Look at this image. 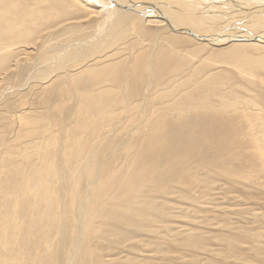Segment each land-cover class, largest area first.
I'll use <instances>...</instances> for the list:
<instances>
[{
	"label": "rangeland",
	"instance_id": "1",
	"mask_svg": "<svg viewBox=\"0 0 264 264\" xmlns=\"http://www.w3.org/2000/svg\"><path fill=\"white\" fill-rule=\"evenodd\" d=\"M57 1L61 7H64V10L69 11L68 16H66L67 21L62 18L55 22L52 20L47 25L46 23L42 24L38 30L39 37L37 36V44L40 47L46 48L55 46L56 43L57 45L68 43L66 42L68 35L75 31L90 36L97 34H93L92 31L93 27L94 30L99 27L96 16L81 17L85 2L92 5V10H96L100 7L96 1ZM196 1L187 0L186 2L189 3L168 4L165 9L170 12L172 8L185 6L195 11L201 8V5ZM225 1L219 5L221 10L227 4L237 6L233 10H228L224 16V18L233 16V20H230L232 23L241 24L244 18L255 19V16H258L256 17L258 20L261 18L260 14L264 13V0ZM100 8L104 10L102 17L107 15L108 11H105L106 9L103 7ZM257 10L262 13H256ZM198 16L199 13L196 11L195 14L189 15L190 19ZM211 19L215 20L216 18L211 17ZM138 20L131 28V36L129 35L130 37L125 39L124 43H119L122 45L117 44L114 48L105 49V53L108 54H113L119 46V50L124 49V53L119 51L122 54L120 53L118 58L116 56V59L114 58L112 61L118 62L123 59L126 63L125 59L132 58L134 51L135 55L141 57L136 64L142 65L145 61L140 60L144 59H142L143 54L148 46L154 43V36L156 37V35L161 36V38L175 36L183 40L185 43L178 45V49H176L178 52H182L170 64L167 63L166 68L161 66L158 68L151 66V68L149 66L150 68H145V74L138 76L135 70L132 75H127L128 77L125 76L123 79L120 78L123 71L121 70V62H118L117 68L113 69L114 74L111 76L115 80L114 84H118L123 90L118 95L122 99V104L116 108L119 112L122 111L117 113L119 116H115L109 126L102 130L100 136L93 141L94 144L92 143V145H95L96 148L92 146V151L90 150L86 155L85 163L83 162L81 165L83 167L80 166L77 169L73 183L65 181L66 167L61 150L67 141V130L74 127V113L79 108V103L75 99L76 95L96 89L95 82L89 80L86 71L83 73V70L88 66V68H100L103 64H100L101 66L94 65L88 60L82 63L78 62L77 65H74L75 67L72 66L71 71L65 70L53 76L48 83H33L22 87V89L20 87L26 84V79L35 71L34 61L38 57L35 52L25 56L23 51V53L18 54V65L13 66L16 58L13 57L14 60L10 58L8 66L11 70L3 75V77L6 76V79L0 81V95L5 88H11L10 93L7 92L0 98V130L4 133L6 131L5 142H8L7 144L4 143V146L8 144L10 146L13 143L12 146L19 148L18 151L23 147L25 150L21 149L20 158L7 156L4 160L12 161V163L14 161L17 164L22 163L21 166L28 168L30 162L36 161L35 156H38L40 151L49 149L55 156L57 166H59L57 169L61 171L59 173L60 178H62L60 184L66 189L70 186L69 188L74 193L71 198L65 199L64 202L61 201V207H59L61 219L58 222L60 224L57 225L56 232L54 230L51 236L55 237L53 234L57 236L54 243L51 244L53 246L49 245L51 249L45 244H43L44 247L42 246L43 249L40 246L39 249L43 251H38L37 256L39 257L36 261H43L45 264H264V165L260 164L258 158L255 157L258 150L253 147L252 142L248 139L251 137H247L245 132L247 124L241 121L221 120L220 117L205 116L202 113L197 115L192 112L182 113L180 107H170L168 105L170 103L161 105L158 98L149 102L144 100L148 94L154 95L159 91L158 89H163L162 84H168L170 80L188 79L184 89H189L188 92H191L193 81L198 77L191 72L192 64L197 66L199 60L210 53L217 54L224 45L208 46L209 48H207L205 46L209 41L202 37L172 33L170 29H164L160 32L152 24L145 25L146 33L143 32L140 35L135 33L137 32L136 28L141 24L139 16ZM110 40L108 41L109 46H111ZM168 49L170 50V48H165L166 51ZM250 55L255 60L260 61L262 59L260 54L250 53ZM149 61L152 63L151 59ZM168 65L170 66L168 67ZM178 66L182 67H180L181 71L171 78L167 73L168 68ZM227 66L224 69L228 71L227 75L230 81L226 80L222 89L234 88L247 96L250 93L249 95L252 97L258 94V100L264 106V88L260 86V81L256 79L251 82L238 74L232 66ZM214 68V60L199 66V69L204 73L210 72ZM103 71L104 73L108 72ZM220 71L223 72V68ZM259 75L261 74L259 73ZM168 76L169 78H167ZM159 80L160 82H158ZM218 81L220 82L221 79ZM249 87L254 88L255 91L248 92L245 88ZM218 88L221 90L220 87ZM179 112L183 114L180 119L179 116L177 117ZM27 114L33 115V118ZM150 114H152V121L148 125L156 123L158 120L155 118L159 119L158 122L161 125L163 121L161 116L165 114L168 116L164 117L165 125L162 123L161 133H156L154 136L156 140L161 141H159L160 146L152 154L151 164H149L150 160H144V149L150 132L146 125ZM21 115L27 117V120L31 119L30 122H33L35 126L31 123V126L26 129L21 128L18 122V116ZM56 120L57 125L61 124V127L55 126ZM36 122L39 123L36 125ZM46 122L51 125L53 137L57 139L58 144L55 148H47L49 142L42 138V127ZM16 124L18 127L15 126ZM32 129L36 130L32 132ZM17 130L18 134L19 131H23L20 132L19 137ZM61 134L64 136H60ZM85 135L87 136V134ZM85 135L83 134L82 137H86ZM17 137L20 139L18 140ZM10 140L12 142H9ZM161 142H163V148ZM32 143L36 147L32 146ZM34 154L36 155L34 156ZM134 157L138 158L135 165L132 164ZM131 165L133 166L131 167ZM150 171L153 173V177L149 176L152 174H149ZM80 173L81 175H78ZM127 176L132 177L133 186L131 189H127L130 191L126 193L117 186L121 182L120 180ZM95 181L97 183L94 184ZM117 195L118 197L122 196L118 198ZM88 197H90L88 199L90 202L87 200ZM84 199L86 200L84 201ZM85 203H89V209L87 207L82 208V204ZM66 204L68 207L65 206ZM80 225L86 229L84 241L82 240L80 245L75 246L74 239L80 231L77 228L81 227ZM63 243L65 246L62 245ZM30 246L34 247L35 244ZM30 246L27 245L26 247L31 248ZM46 251L48 252L46 253ZM69 255L72 256L69 257Z\"/></svg>",
	"mask_w": 264,
	"mask_h": 264
},
{
	"label": "bare ground",
	"instance_id": "2",
	"mask_svg": "<svg viewBox=\"0 0 264 264\" xmlns=\"http://www.w3.org/2000/svg\"><path fill=\"white\" fill-rule=\"evenodd\" d=\"M94 1H96L97 5H99L100 7L106 9L105 11H108L107 15L105 16L103 15L104 17H102V11H104L103 9L99 7L96 10L95 9L92 10L93 8L92 5H89L85 2L84 5L85 8L84 11L82 10L83 12L81 13L82 14L81 17H85L86 15L96 16L95 17L97 18L96 22L98 23L97 25H99V27L97 30H94L93 29L94 27L92 28V31L94 32L93 34L97 33L95 36H90L87 35L86 33L81 34L79 31H75L72 32L70 35H68L69 37L66 41L68 43L65 44L60 43L58 45L56 43L57 46L55 45L52 47L43 48L37 44V40H38L37 36L39 37L38 30L42 27V24L46 23L47 25V23L49 24V22H51L52 20H54L55 22L62 18H65L66 20V16H68L69 11H67V9L64 10V7H61L59 5L60 3L57 0H0V81L6 79L5 78L6 76L3 77V75L11 70L8 66V63L10 62L9 61L10 58L13 57L16 58L13 66L18 65L19 64L17 63L19 62L18 54L21 52L23 53V51H24L23 54L25 56L28 53L35 52L37 53L38 57L36 60L34 59L35 71L29 75L28 79H26L27 81H25L26 84L22 85L20 88L25 87L26 85L29 84L31 85L33 83H43V84L48 83L53 76L60 74L65 70L71 71L72 66H74L78 62L82 63L88 60L90 62H93L94 65L103 64V66L100 65L101 66L100 68H88L89 67L88 66L86 69L83 70V73H85L84 71H86L88 75L87 77H89L88 79L95 82L96 89L94 91H84L83 93H78L76 95L75 99L79 103L78 104L79 108L74 113V118H75L74 127L71 130L70 129L67 130L68 132L66 138L67 141L63 144L61 150L64 160V165L66 167L65 181L69 183H73L75 181L76 178L75 174L77 172V169L83 164L86 155L92 149L93 141L100 136L102 130L106 129L109 126V123L112 121V119L115 116H119L117 115V113H121L122 111L121 110L119 112L116 108L118 106H121L122 104V99H120L118 95L121 94L123 90L118 84H114L115 80L112 79L111 76L112 74H114L113 69L117 68L118 62L120 60L118 59L119 60V61L117 60L118 62L112 60L114 58L116 59V56L118 58L119 54L121 53L119 51L124 50V49L119 50L120 47L119 45H122L119 43L121 42L124 43V40L131 36L130 35L132 30L131 28L133 27V24H136V21L138 20V16L141 19V24L140 26L138 25V28H136L137 32L135 33H138L140 35L143 32L146 33V29L144 28V26L147 24H152L156 26L160 32L163 31L164 29H170L172 33L174 32L176 33L178 31L177 32L178 34L181 33L186 35L188 33L181 32L182 29L191 28V30L196 31L197 35L209 41L206 43L205 47L209 48L208 46L215 47V45L217 46L224 45L223 47L220 48V51H218L217 54H212V53L208 55L206 54L207 55L206 57H203L201 60H199V62H197L198 64L197 66L192 64L191 72L195 75H198V77L193 81V84L191 86L193 88L191 92H188L189 89L188 90L184 89V85L188 83V79L184 78L183 80L180 81L170 80L168 84L163 83L164 82L163 81L162 82L163 89H158L159 91H157L156 94L154 95L148 94V97L145 96L146 98L143 99L149 102L152 100L154 101V99L158 98L161 102V105H166L170 103L168 104L170 107L171 106L180 107L181 110L180 109L179 110L180 112L182 111V113L192 112L193 114L195 113L196 115L202 113L205 116H214V117L216 116V118L220 117L221 120L245 122V124H247V128H245L247 137H251L248 139H250V141L252 142L253 147L257 148L258 150L257 156L255 157L256 159L258 158L260 164L264 165V106L262 105L263 103L258 100V94H256L255 97H252L251 95H249L250 94L249 93L248 94L249 97H248L245 94L239 93L234 88L222 89V85L226 83V80L230 81L227 75L228 71L224 69L227 65L232 66L238 74L244 76L247 80L251 82L258 79L260 81V86L264 88V41L243 40L244 35L257 36L259 39H264V20H263L264 17H261L258 20H256V17L258 16H255V19L244 18V21L241 22V24L236 22L232 23L230 20H233L232 19L233 16H226V18H224V16L226 15V12L228 10H233L237 8V6L235 4L231 6H229L230 4H227L226 7H224V9L221 10L219 5L223 4L224 0H203V1L197 0L196 2L199 5H201V8L195 10L196 12L199 13V16L195 17L194 19H190L189 15L195 14V11L185 6L180 8H172L170 12L167 9H165L168 4L185 3L187 0L186 1L185 0H160V1L159 0L158 1L157 0H94ZM227 1L230 0H226L225 2ZM43 5L47 7H44ZM255 12L259 14L262 13L259 10ZM222 13H224V15H221ZM211 17L216 19L215 20L211 19ZM137 35L134 36L138 37ZM234 36H236L237 38H234ZM109 40L111 46L108 45ZM129 40L132 41V39ZM184 43L185 42L183 40L178 39L175 36L172 38L171 36L167 38H161V36L158 37L157 35L156 37L154 36V43L148 46V49L146 50V52L143 54L142 57V59L143 58L144 59L140 60L142 62L145 61L143 62L142 65L136 64V62H138V59H140L141 57L135 55L134 51H133V57L130 58L129 60L125 59L126 56L123 55L125 57L124 59L126 60V63L124 62L122 57L121 58L122 60L120 62H121V70L123 71L120 75L121 76L120 78L123 79L127 75H132L135 70L138 76L143 75L145 74L144 71L145 68L149 66L150 67L155 66L156 68H158V66H161L163 68H166L165 65L167 63L170 64V62L174 61L176 57L180 54V52H182V51L178 52L176 50L178 49L177 46ZM117 44H119L118 45L119 47H117L118 48L117 51H114L113 54L105 53L106 48L108 47L114 48L115 45ZM165 48H170V50L168 49V51H166ZM250 53L260 54L262 59L260 61L255 60L251 57ZM150 59L152 60V63L149 61ZM211 60H214L215 63V68L213 70L204 73L203 71H201V69H199L200 65L207 64L208 61ZM221 65H223L224 67ZM169 66L170 65H168V67ZM16 67L18 68V66ZM180 67L178 66V67L168 68L167 70L168 75L170 77L174 76L176 73L181 71L182 67L181 68ZM222 68L224 70L223 72L220 71ZM103 70L108 72L104 73ZM146 72L148 71L146 70ZM259 73L261 75H259ZM169 76L167 78H169ZM256 76H258L259 78ZM219 79H221L220 82L218 81ZM158 82H160V80ZM218 87H220L221 90H219ZM245 89L248 92H253L252 90L255 91L254 88H250V87ZM9 91H11V88H5L3 90V93L0 95V98L4 96L7 92L10 93ZM139 102L138 104H140ZM180 112L179 114L177 113L178 115L176 114L177 117L179 116V119L182 118L183 115L180 114ZM150 115L151 116L148 117L147 125H146V127L150 129L148 135L149 139L144 149V158H145L144 160L146 159L150 160L149 164H151L152 162L151 158H153L152 156L153 152L155 151V149H157L160 146L159 141H161L158 139L157 141L155 139L156 137L154 136L156 133L160 132L162 123H164L165 118L168 117L166 116V114L162 116L160 115L163 120L161 125L159 124L158 122L159 119L157 118H155V120H158L157 122L155 121L156 123L148 125L152 121L151 118L152 114ZM30 116H32L33 118V115ZM18 117H19L18 119L19 125L23 129H26L28 126H31V123L33 124V122H30L31 119L27 120V117L25 116L21 115ZM183 119L185 120V118ZM38 123L39 122H36V125ZM15 126H17V124ZM55 126L61 127V124L57 125V120H56ZM34 130L36 129H32V132ZM42 130H43L42 133L43 137L42 136L40 137H42L44 140L49 142L48 145L49 147L47 148L50 147L55 148L58 143H57V139L53 137V131L51 125L46 122L44 127H42ZM20 132L23 131H19L18 134V130H17L18 137L20 135ZM62 133L64 134V130L62 131ZM5 134L6 131L4 133L2 130H0V141H2L0 142V264H36V263L45 264L43 263V261H36L38 260L39 257L37 256V253L39 250L43 249L42 248V246L44 247L43 244H45L49 249H51L49 245L54 243L55 237L57 238V236L54 234L53 236L55 237H51L52 233H54L55 228L57 230L58 227L57 225L60 224L58 222L59 219H61V214H60L61 210L59 208L61 207L60 206L61 201L63 200L62 202H64L65 199L71 198L74 193L73 190L69 188L70 186L66 189L65 187L64 188L62 187V184H60L62 178H60L61 176H59V173L61 171L57 169L59 166H57L55 156L52 155L53 153L49 149L45 151H40L38 156H35L36 154H34V156L37 159L36 161L30 162L28 168L21 166L22 163L17 164L14 161L13 163L12 161L10 162L5 161L6 159L4 160V158H7V156L10 158L19 157V155H21V149L24 148L23 147L18 151L19 148L17 149L16 147H13L12 146L13 143L10 146H8L9 144L7 146L6 145L4 146V143L6 144L8 143L7 141L5 142V137H6ZM63 134H61L60 136H62ZM83 134L84 135L87 134V136L85 135L86 137H82ZM151 134L152 137H150ZM65 136H66V130H65ZM19 139L20 138H18V140ZM43 139L41 140L43 141ZM9 142L12 141L10 140ZM33 143L31 144L32 146H34ZM162 145L163 142H161V146ZM2 147H4V149H1ZM51 155L53 156V158ZM92 155H94V153H92ZM254 155L253 158H255ZM137 159L135 158L132 161L133 165H135L136 162H138ZM104 165L102 166L104 167ZM133 165H131V167ZM138 169L140 170V168ZM150 173L152 172L150 171L149 174ZM78 175H81V173ZM149 176L153 177V173L150 174ZM120 181L121 182L118 183L117 187H119L122 191H126V193L129 192L130 190L127 191V189L129 188L131 189V187L133 186L132 177L131 176L123 177ZM95 183H97V181H95L94 184ZM121 196L118 197L117 195L116 197L121 198ZM89 198L90 197H88L87 200ZM85 200L86 199H84V201ZM117 201L119 202V200ZM114 204L116 205V203ZM65 206H67V204ZM85 207L88 208L89 203L82 204V208ZM61 221L63 222V220ZM68 223L67 225H69ZM77 228L80 231L75 236L74 239L76 242L75 246L80 245L81 241L84 239V235L86 231V229H84L85 227L81 226ZM62 239L64 240V238ZM58 244H57V248H58ZM27 245L28 247L30 245H33L35 248L32 246H30L32 249L27 248L26 247ZM62 245H64V243ZM40 246L42 249H39ZM33 252L34 254H32ZM47 252L48 251H46V253ZM77 253L79 254V252ZM70 256L72 255H69V257Z\"/></svg>",
	"mask_w": 264,
	"mask_h": 264
},
{
	"label": "water",
	"instance_id": "3",
	"mask_svg": "<svg viewBox=\"0 0 264 264\" xmlns=\"http://www.w3.org/2000/svg\"><path fill=\"white\" fill-rule=\"evenodd\" d=\"M260 17H264V13H262ZM181 32L188 33V34L195 36V37H200L199 35H197L196 31L191 30V28L182 29ZM234 38H237V37L234 36ZM243 38H244L243 40H248V41H262V40L264 41V39H259L257 36L244 35Z\"/></svg>",
	"mask_w": 264,
	"mask_h": 264
}]
</instances>
